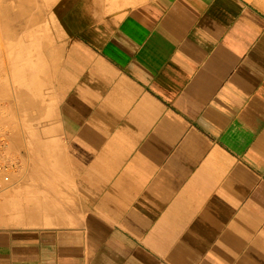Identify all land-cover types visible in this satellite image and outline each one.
<instances>
[{"label":"crops","instance_id":"crops-1","mask_svg":"<svg viewBox=\"0 0 264 264\" xmlns=\"http://www.w3.org/2000/svg\"><path fill=\"white\" fill-rule=\"evenodd\" d=\"M45 1L0 264H264V0Z\"/></svg>","mask_w":264,"mask_h":264},{"label":"bare ground","instance_id":"bare-ground-1","mask_svg":"<svg viewBox=\"0 0 264 264\" xmlns=\"http://www.w3.org/2000/svg\"><path fill=\"white\" fill-rule=\"evenodd\" d=\"M50 7L45 0H0V85L6 88L4 99L15 98L21 123L29 122L34 102L31 89L42 86V79L55 62L54 54L47 50L49 37L45 30ZM4 111H11L13 123L14 109L9 106ZM1 181L7 182L8 175H2ZM8 214V219L14 220L13 212ZM15 219L29 222L28 214L17 213Z\"/></svg>","mask_w":264,"mask_h":264},{"label":"rangeland","instance_id":"rangeland-1","mask_svg":"<svg viewBox=\"0 0 264 264\" xmlns=\"http://www.w3.org/2000/svg\"><path fill=\"white\" fill-rule=\"evenodd\" d=\"M133 5H135V4H133ZM128 6H131V5H128ZM9 89H10V88H9ZM2 129H4V130H2ZM9 134H10V137H11V136H12L11 129L8 128V127H6V126L3 127V126L1 125V123H0V138L2 137V135H5V136L7 135V137H8V139H6V137H4V139H5V141H6L5 145L8 144L7 149H5V150H6V153H5V155H6V160H5L4 162H5V164H6V168H8V171H10V173H12L16 167L18 168V165H16V163H15L16 160L14 159L13 154H12V153H10V154L7 153V151H8V150L10 151V148H12L11 141H10V139H9ZM9 151H8V152H9ZM10 177H11V174H10ZM11 186H12L11 183H9V185H8V184H4L3 187H4V190L6 191V190L9 189ZM4 190H3V192H4ZM6 208H8V207L6 206ZM8 213H9V212H5V215L9 216Z\"/></svg>","mask_w":264,"mask_h":264},{"label":"built area","instance_id":"built-area-1","mask_svg":"<svg viewBox=\"0 0 264 264\" xmlns=\"http://www.w3.org/2000/svg\"><path fill=\"white\" fill-rule=\"evenodd\" d=\"M5 169L2 170V166L0 165V173L4 172ZM4 183V182H3Z\"/></svg>","mask_w":264,"mask_h":264}]
</instances>
